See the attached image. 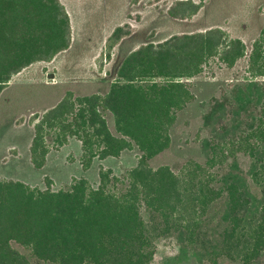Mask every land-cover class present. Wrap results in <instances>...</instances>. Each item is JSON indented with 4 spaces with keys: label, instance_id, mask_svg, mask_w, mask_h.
<instances>
[{
    "label": "trees",
    "instance_id": "1",
    "mask_svg": "<svg viewBox=\"0 0 264 264\" xmlns=\"http://www.w3.org/2000/svg\"><path fill=\"white\" fill-rule=\"evenodd\" d=\"M198 9L190 0H176L167 14L182 20ZM70 30L59 0H0V95L14 75L67 50ZM130 32L127 25L117 27L110 40L116 44ZM223 35L215 28L140 46L122 60L104 96L68 93L40 119L35 116L29 154L36 169L44 166L49 150L69 138L81 142L85 168L94 158L118 157L132 147L140 162L122 177L101 172L95 188L83 178L59 191L0 179V264H33L12 243L27 250L36 264H150L154 236L141 216L142 207L162 235L177 233L192 246L219 200L225 201L226 215L210 254L241 264L259 259L264 206L255 218L246 217L249 200L238 185H220L209 174L216 164L214 151L203 166L194 163L182 178L167 166L148 165L170 147L169 130L177 113L194 100L182 80L200 74L211 57L232 67L246 55L239 39L226 43ZM247 70L251 77L264 78V28L251 46ZM104 112L111 114L117 136L108 129ZM245 140L253 141L244 150L253 164L250 182L263 188L264 152L257 151L264 148V129ZM241 147L234 146L238 151Z\"/></svg>",
    "mask_w": 264,
    "mask_h": 264
},
{
    "label": "rangeland",
    "instance_id": "2",
    "mask_svg": "<svg viewBox=\"0 0 264 264\" xmlns=\"http://www.w3.org/2000/svg\"><path fill=\"white\" fill-rule=\"evenodd\" d=\"M175 1L60 0L69 18V48L49 62H35L14 75L0 95L2 180H19L31 188L59 191L83 178L95 188L101 172L122 177L135 168L140 162L135 147L124 150L118 157L94 158L85 168L81 142L75 138L49 150L44 166L34 168L29 146L37 122L35 116L40 119L68 93L74 97L104 96L122 60L140 46L157 45L174 35L217 28L224 33L226 43L239 39L246 47V55L232 67L224 65L218 56L211 57L200 74L182 80L194 100L177 113L169 130L170 147L148 165L152 169L167 166L182 178L194 163L203 166L214 151L216 164L209 174L221 181L220 185L235 182L249 200L246 217H256L264 206V187L251 184L253 164L244 150L253 144L245 139L264 129V78L251 77L247 70L251 46L264 28V0H190L199 9L182 20L167 14ZM125 25L130 28V35L113 43L110 36L114 29ZM51 73L55 74L53 79ZM103 116L110 132L117 136L111 114L104 112ZM258 141L262 142V138ZM237 144L243 146L241 151L234 148ZM263 152L261 148L257 154ZM140 211L154 236L150 264H213L211 260L215 259L218 264H241L210 254L216 249L215 234L225 219L224 200L216 202L200 224V239L193 243L196 247L177 233L162 235L145 209L142 207ZM12 247L36 264L27 250L15 243ZM253 264H264V251Z\"/></svg>",
    "mask_w": 264,
    "mask_h": 264
},
{
    "label": "crops",
    "instance_id": "3",
    "mask_svg": "<svg viewBox=\"0 0 264 264\" xmlns=\"http://www.w3.org/2000/svg\"><path fill=\"white\" fill-rule=\"evenodd\" d=\"M59 2H60V0H59ZM50 75H52V78L51 79H53L54 78V76H55V74L54 73H51ZM51 79H49V80H51ZM29 157H30V154H29ZM1 179V178H0ZM13 181H15V180H13ZM19 181V180H18ZM19 182H21V181H19ZM23 183V182H22ZM25 184V183H24ZM27 185V184H26Z\"/></svg>",
    "mask_w": 264,
    "mask_h": 264
}]
</instances>
